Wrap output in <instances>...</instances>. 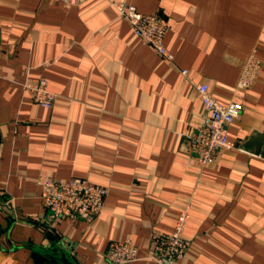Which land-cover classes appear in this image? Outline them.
Listing matches in <instances>:
<instances>
[{
  "label": "crops",
  "instance_id": "crops-1",
  "mask_svg": "<svg viewBox=\"0 0 264 264\" xmlns=\"http://www.w3.org/2000/svg\"><path fill=\"white\" fill-rule=\"evenodd\" d=\"M113 2L166 24L172 63L109 0H0V264H38L35 249L109 264L107 245L126 238L138 250L128 264H158L152 238L186 206L189 248L175 264H264V0ZM252 51L262 66L236 91ZM35 78L55 96L49 109L24 89ZM194 83L242 105L232 147L204 168L186 141L203 115ZM40 177L105 188L102 210L53 217Z\"/></svg>",
  "mask_w": 264,
  "mask_h": 264
},
{
  "label": "built area",
  "instance_id": "built-area-1",
  "mask_svg": "<svg viewBox=\"0 0 264 264\" xmlns=\"http://www.w3.org/2000/svg\"><path fill=\"white\" fill-rule=\"evenodd\" d=\"M61 1L67 6H75L78 3V0ZM109 1L129 24L136 39L149 45L166 62H173V55L164 45L166 24L156 14H142L133 6ZM261 66V60L252 51L243 64L234 90L242 92L249 90ZM181 74L185 78L188 77L187 70H182ZM193 85L201 102L203 115L195 131L186 137V141L194 160L204 168L214 165L218 154L232 147L228 131L239 117L242 105L233 100L224 105L220 104L206 84ZM24 89L36 106L49 109L53 105L55 96L48 90L44 78L26 81ZM262 159L264 163V157ZM38 181L43 187L41 198L44 208L55 218L69 216L92 222L103 208L105 188L93 185L85 179L71 178L67 181H58L50 177H40ZM190 209V206H186L177 214L171 232L153 236L154 259L158 264H175L185 256L189 246L183 233ZM137 253L136 246L126 238L109 242L105 257L109 264H128L135 260Z\"/></svg>",
  "mask_w": 264,
  "mask_h": 264
},
{
  "label": "trees",
  "instance_id": "trees-1",
  "mask_svg": "<svg viewBox=\"0 0 264 264\" xmlns=\"http://www.w3.org/2000/svg\"><path fill=\"white\" fill-rule=\"evenodd\" d=\"M32 257L35 261H38V264H46L50 260H54L52 255L48 252H45L41 249H35L32 251Z\"/></svg>",
  "mask_w": 264,
  "mask_h": 264
},
{
  "label": "water",
  "instance_id": "water-1",
  "mask_svg": "<svg viewBox=\"0 0 264 264\" xmlns=\"http://www.w3.org/2000/svg\"><path fill=\"white\" fill-rule=\"evenodd\" d=\"M58 264H75L73 261L69 259L65 253L60 252L59 255L53 256L52 257Z\"/></svg>",
  "mask_w": 264,
  "mask_h": 264
}]
</instances>
